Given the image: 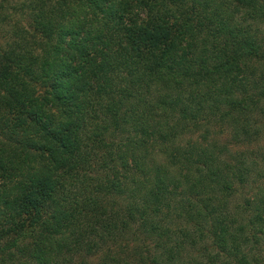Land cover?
I'll use <instances>...</instances> for the list:
<instances>
[{"label":"trees","instance_id":"16d2710c","mask_svg":"<svg viewBox=\"0 0 264 264\" xmlns=\"http://www.w3.org/2000/svg\"><path fill=\"white\" fill-rule=\"evenodd\" d=\"M10 20L0 264H264V0H0Z\"/></svg>","mask_w":264,"mask_h":264},{"label":"rangeland","instance_id":"374dc122","mask_svg":"<svg viewBox=\"0 0 264 264\" xmlns=\"http://www.w3.org/2000/svg\"><path fill=\"white\" fill-rule=\"evenodd\" d=\"M5 5L6 6L4 7L3 13H6L7 15H9L12 20L19 19L23 23L27 21L25 15H20L19 13L15 14V11L10 9L8 4H5ZM6 18L7 17H5L3 20H5ZM12 20L4 24L2 23L0 24V45L1 46H3V44L5 43V40H6L5 33L7 32L6 28L7 30H9V24L11 23ZM2 27H5V30ZM125 244L126 245L121 248L122 251H119L120 249L117 246L112 245L111 247H112L113 253L116 255L117 254L120 255L122 258L126 259L131 264H136V261L131 256V254L133 253V249L137 247L136 244H133V242L125 243ZM97 261H99L97 257H87L81 254L80 256L75 257L71 263L72 264H96Z\"/></svg>","mask_w":264,"mask_h":264}]
</instances>
